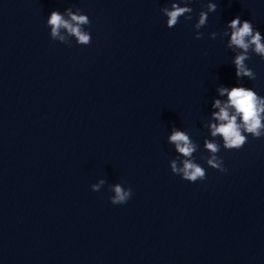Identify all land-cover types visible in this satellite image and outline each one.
Segmentation results:
<instances>
[{
    "label": "water",
    "instance_id": "water-1",
    "mask_svg": "<svg viewBox=\"0 0 264 264\" xmlns=\"http://www.w3.org/2000/svg\"><path fill=\"white\" fill-rule=\"evenodd\" d=\"M171 2L0 3V264H264V137L227 150L209 127L221 87L264 97V60L250 53L255 79L238 80L224 35L237 15L264 35V0L181 3L192 20L168 28ZM69 8L89 17L88 45L51 38L47 18ZM173 129L204 180L172 173ZM206 140L226 171L207 165ZM116 184L126 204L111 203Z\"/></svg>",
    "mask_w": 264,
    "mask_h": 264
},
{
    "label": "clouds",
    "instance_id": "clouds-1",
    "mask_svg": "<svg viewBox=\"0 0 264 264\" xmlns=\"http://www.w3.org/2000/svg\"><path fill=\"white\" fill-rule=\"evenodd\" d=\"M191 2L192 0H173L170 7L166 6L160 9L162 14L167 17L168 28L176 26L182 16L185 20H192L193 9L189 6H180L181 3L189 5ZM206 7L207 11L199 12L198 20L194 25L197 30L196 39L203 38V33L199 29L206 25L208 14L216 11L217 4L209 2ZM66 12L67 18L55 10L47 18V26L51 28V38L65 41V36L61 34L63 29L68 35L74 36L79 44L88 45L91 42V34L85 31L82 26L90 24L89 17L81 14L79 9L73 12L72 8H69ZM226 27L230 30V33H224L225 36H229L227 46L240 50L233 60L237 79L244 77L249 80L255 79V73L248 67L246 61L251 58L250 53H254L264 60V35L249 20H241L239 15L228 22ZM216 36V32L210 34L212 39H215ZM218 91L221 96H227V101L215 100L212 105L219 111L212 114L217 123L209 125L211 136L221 137L223 148L227 150L240 149L247 142L249 135L253 138L264 137V97L258 95L252 88L243 85L230 89L221 87ZM169 141L174 144L175 150L185 158L182 161V167L178 166L176 160L170 162L172 173L189 182L204 180L206 178L205 168L191 159L198 146L189 139L184 131L176 129H173ZM205 148L211 153L206 159L207 165L222 172L226 171L222 158L217 155L220 145L215 141L206 140ZM104 183L101 180L99 183L91 185L92 191H99ZM112 191H114V195L110 197V201L114 205L126 204L132 195V189H125L121 184L113 186Z\"/></svg>",
    "mask_w": 264,
    "mask_h": 264
}]
</instances>
